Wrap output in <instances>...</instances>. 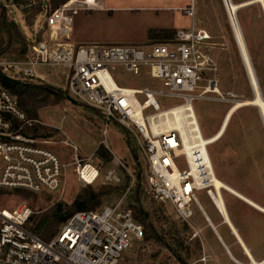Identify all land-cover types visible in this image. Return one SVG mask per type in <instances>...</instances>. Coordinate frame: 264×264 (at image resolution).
<instances>
[{
  "label": "built area",
  "instance_id": "obj_1",
  "mask_svg": "<svg viewBox=\"0 0 264 264\" xmlns=\"http://www.w3.org/2000/svg\"><path fill=\"white\" fill-rule=\"evenodd\" d=\"M100 5V0H68L51 9L44 23L28 37L23 59L8 63L9 74L7 65H0H4L6 75L19 79H45L38 75V66L58 68L57 77L64 82L57 81L56 86L104 117L101 143L114 155L105 170L104 184H122L121 168L131 180L119 201L74 212L49 239L34 232L30 206L6 208L0 204V264H125L124 255L144 239L145 229L126 204L135 189V174L108 144L110 126L115 123L129 131L146 162L145 190L150 197L173 207L183 222L191 221L196 207L203 211L198 192L206 189V183L204 176L192 174L196 157L184 152V121L182 132L161 124L157 115L177 106L194 107L196 101L213 94L225 101L238 100L234 92L224 95L218 81L210 76L217 69L210 52L211 33L197 25L195 2L191 0L180 8L191 25L176 29L171 38L149 39L142 44L72 41L76 14ZM15 6L5 3L6 8ZM124 74L151 81L141 87L122 86L119 83ZM161 97L179 103L162 109ZM137 109L141 118L136 116ZM45 126L40 116L31 115L22 106L17 94L0 83V201L7 191L35 195L65 192L72 163L62 162L46 145L51 141L45 137ZM73 148L74 173L83 185L96 183L104 159L96 151L83 157L77 145Z\"/></svg>",
  "mask_w": 264,
  "mask_h": 264
},
{
  "label": "rangeland",
  "instance_id": "obj_2",
  "mask_svg": "<svg viewBox=\"0 0 264 264\" xmlns=\"http://www.w3.org/2000/svg\"><path fill=\"white\" fill-rule=\"evenodd\" d=\"M126 1L117 0L120 3ZM190 1L162 0V4L186 7L190 4ZM244 1L249 0H231L234 3ZM6 2L13 3L16 6L6 8ZM194 2L197 25L207 29L212 36V49L210 52L217 69L212 71L210 76L218 81L219 89L224 95L227 92H234L239 96L238 100L242 102L241 104H244L246 100H251L254 94L224 2L223 0H194ZM54 7L52 0H0V15L3 11L5 12L7 25L14 38L12 46L0 55V62L8 67L6 74H9L11 70L8 63L23 59L29 43L28 37L32 36L35 30L44 23L47 12L55 9ZM175 13L182 24L190 22V18L182 11L177 10ZM237 15L258 78L260 92L264 97V5L260 3L250 4L239 9ZM7 40L8 31L0 21V48L7 43ZM0 68L2 71L5 69L3 64L0 65ZM58 70V68L38 66V73L47 78L27 76V79L34 83L46 82L56 86L55 82L61 80L57 77ZM150 81L149 78L124 74L121 77L122 83H119V85L141 87ZM60 82L63 83L64 81ZM218 98L217 94H213L210 98L198 100L194 104L204 137L214 135L220 129L229 110L236 106L234 105L236 101L231 102ZM20 99L23 107L31 115L40 116L48 125L45 126L44 134L46 139L51 142L46 145L59 156L62 162L72 163V165L68 168V183L62 195H35L27 192L14 193L7 191L1 197L0 204L6 208L22 204L30 206L34 212L32 224L35 225L43 214L50 213L56 208L57 204H72L77 194L83 189L89 188V186L94 191H107L111 186H114L103 182L105 170L110 165L111 160L106 161L103 158V164H99L97 160L95 161L101 166V177L92 185H83L73 171L75 153L73 145H77L79 148V155L86 157L95 152L102 144L105 124L103 115L79 101L68 97L55 98L54 96H47L36 90L23 93ZM159 102L162 109L179 103L176 99L163 97L159 99ZM107 137L111 149L124 160L126 165L134 172L136 179L138 175L140 176L143 191L142 205L148 214L149 222L153 224L159 235L165 238V241H159L153 231L143 223L145 229L144 239L124 255V263L184 264L166 246L165 243L169 242L183 255V258L185 257L188 264H220V261L216 258L215 245L208 238V236L211 238L213 234L206 230L205 222H199L196 219H191L189 223L181 221L175 215L173 207L155 201L146 192V162L139 154L133 137L129 136L132 140L131 147L136 148L137 160L127 144V133L122 127L112 124ZM104 146L113 158V153L106 145ZM207 147L216 176L228 186L230 185L231 188L233 187L234 190L236 189L264 207V121L259 109L255 105L240 106L230 119L224 135ZM120 173L123 176V183L116 185L120 188L109 190L94 209L120 200L126 190L127 176H129L124 168H121ZM207 190L215 192L213 187ZM222 194L231 218L240 228L242 236H245L248 240V246L252 248L251 251L255 258L261 260L264 257V211L256 209L227 190L223 189ZM198 196L201 202L205 197H210L206 189L198 192ZM126 204L133 208L135 214L138 212L134 191L127 196ZM59 227L55 226L51 230L57 232ZM50 232L45 230L43 237L49 239L56 234L54 233L48 237ZM180 242L189 249L179 248L178 243ZM243 255L244 258L240 260L230 259L229 264H252V261L245 254ZM238 256L242 257L241 255Z\"/></svg>",
  "mask_w": 264,
  "mask_h": 264
},
{
  "label": "crops",
  "instance_id": "obj_3",
  "mask_svg": "<svg viewBox=\"0 0 264 264\" xmlns=\"http://www.w3.org/2000/svg\"><path fill=\"white\" fill-rule=\"evenodd\" d=\"M100 2V6L90 10L82 9L76 14L72 29V41L75 43L142 44L148 42L150 29L167 28L176 30L191 25V19L187 24H182L175 13L184 6H167L162 4V0H127L125 3L117 2V0H100ZM209 198L205 197L202 202L200 200L203 211L196 207L192 219L205 222L206 230L209 233L212 232L213 236L211 238L208 236V238L215 245L216 258L220 261V264H229L230 259L240 260L244 258L243 254L252 261V264H254L253 259L257 262H263L264 257L257 260L253 255L252 248L248 246V240L245 236H242L240 228L231 218L226 203L225 208L231 225L227 223L219 207ZM257 205L264 209L260 204ZM234 229L240 237L234 233ZM241 241L245 243L251 256L247 253L246 247L242 245ZM249 243L252 245L251 242ZM238 255L242 257L240 258Z\"/></svg>",
  "mask_w": 264,
  "mask_h": 264
},
{
  "label": "bare ground",
  "instance_id": "obj_4",
  "mask_svg": "<svg viewBox=\"0 0 264 264\" xmlns=\"http://www.w3.org/2000/svg\"><path fill=\"white\" fill-rule=\"evenodd\" d=\"M223 2L227 9L228 16L230 18V21L234 29L236 42L240 48L241 56L245 68L247 70V74L249 77L251 88L253 90L254 97L251 100H246L244 104H241L242 103L241 101L236 100V104H234L236 106H233L226 114L220 129L210 137L203 136L197 118V114L195 112L194 107L192 106H189L188 108H186V106H177L169 110L165 109L164 111H162L157 115V118L159 119V122L161 124L167 125L168 128L176 127L180 129L182 132H183V128H182L183 121H184V152L188 153L191 158L195 156L197 159V161H192L191 164L192 174H195L196 177L204 176V179L206 181L204 180L203 182L206 183V187H205L206 190L210 187H213L215 192H213V190H208V194L210 195V198L213 200V202L219 207L222 215L227 220V223L231 225L230 218L225 208L226 206L222 194L223 189L229 191L230 193L239 197L248 204L255 206L256 209L263 211L264 209L258 206L252 200L248 199L240 192H238L237 190H234V188L228 186L226 183H224L221 179H219L216 176L207 146L222 137L230 122V119L232 118L235 111L238 108H240V106L246 104L255 105L259 109L262 118L264 117V97L260 92V88L257 80L258 78L255 74L253 63L250 54L248 52L247 44L237 15L239 9L244 8L250 4L260 3L264 5V0H252V1L249 0L241 3H234L231 2V0H226L225 2V0H223ZM38 75L43 77L42 74L38 73ZM186 109H190V110L187 111ZM136 116L141 118V112L139 109H137ZM188 133H190V136L186 135ZM234 233L238 237H240L236 229H234ZM241 242L243 243L242 245L246 247L245 243L243 241ZM246 251L251 256V253L247 247H246ZM263 262H257L253 259L254 264H262Z\"/></svg>",
  "mask_w": 264,
  "mask_h": 264
},
{
  "label": "trees",
  "instance_id": "obj_5",
  "mask_svg": "<svg viewBox=\"0 0 264 264\" xmlns=\"http://www.w3.org/2000/svg\"><path fill=\"white\" fill-rule=\"evenodd\" d=\"M19 1V0H16ZM55 7L57 8L61 3H64L68 0H52ZM0 21L3 24V26L7 29L8 31V40L7 43L0 48V55L5 53L13 43V34L11 30L9 29L7 25V19L5 12L3 11L2 14L0 15ZM175 33V29H167V28H156V29H150L149 30V39L150 40H163L167 38H171ZM0 83L4 85L7 89L12 91L13 93L17 94L19 99L21 98V95L25 92L31 91V90H36L38 92H41L47 96H54L55 98H62V97H68V93L66 90L51 85L46 82H40V83H34L33 81H29L27 79H19V78H11L8 75H6L2 69L0 68ZM21 101V99H20ZM22 104V101H21ZM23 106V104H22ZM87 106V105H85ZM89 107V106H87ZM90 109L95 110L92 107H89ZM96 111V110H95ZM116 125H119L122 127L119 123H115ZM125 130V133H127L126 141L128 146L130 147V150L134 153L135 159L137 160V153H136V148L131 147V138L129 131L122 127ZM226 131V130H225ZM225 133V132H224ZM224 135V134H223ZM222 135V136H223ZM96 153L104 158L106 161H110L112 159L111 153L107 150V148L101 144L97 150ZM210 154V153H209ZM216 173V172H215ZM130 181V176H127V182L126 186H128ZM125 186V187H126ZM120 187L117 186H111L109 190L113 189H119ZM127 188V187H126ZM109 190L104 191V190H99V191H94L91 186L89 188L83 189L81 192H79L74 199L73 203L70 205H63L62 203L57 204L56 208L52 210L50 213H45L43 214L37 223L32 227L34 232L37 234L43 236L44 231L48 230L51 231L50 234H48V237L56 233L55 231L53 232L51 229L55 228V226H60L66 219H68L74 212L79 211V210H92L96 208L99 203L101 202L102 197L109 192ZM135 192V200L137 201V208L138 212L136 213V217L144 224H146L152 231L155 237L159 241H165V238L161 237L158 233V231L155 229L152 223L149 222V217L148 214L145 212V209L142 205L141 202V197H142V189H141V182H140V176H137L136 179V185L135 189L133 190ZM167 247L172 250L177 259L179 261H183L184 264H188L187 261L185 260V257L183 258V255L179 253L177 249L174 248V246L167 242L165 243ZM179 248L188 250L189 247L184 245L182 242L178 243Z\"/></svg>",
  "mask_w": 264,
  "mask_h": 264
},
{
  "label": "water",
  "instance_id": "obj_6",
  "mask_svg": "<svg viewBox=\"0 0 264 264\" xmlns=\"http://www.w3.org/2000/svg\"><path fill=\"white\" fill-rule=\"evenodd\" d=\"M225 2H226V0H225ZM262 115H263V112H262ZM264 118V117H263Z\"/></svg>",
  "mask_w": 264,
  "mask_h": 264
}]
</instances>
